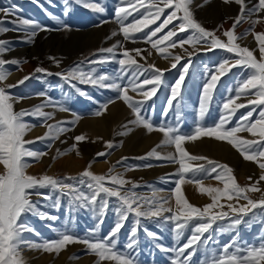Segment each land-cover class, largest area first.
Returning a JSON list of instances; mask_svg holds the SVG:
<instances>
[{
  "label": "rangeland",
  "instance_id": "1",
  "mask_svg": "<svg viewBox=\"0 0 264 264\" xmlns=\"http://www.w3.org/2000/svg\"><path fill=\"white\" fill-rule=\"evenodd\" d=\"M90 2L103 8L104 11H94L79 3L73 2V0H0V9L15 6L13 15L5 16L4 14V16L0 17V20L10 21L16 18L28 19L29 21H35L47 26L49 29L48 31H39L31 43L23 42L22 37L19 36V34L26 36L24 26H19L20 30L18 31H9L16 34L11 35L6 32L0 35V40L10 41L11 50L9 51L26 50L23 54L15 55L16 59L21 61L19 66L10 63L5 65L11 73H20V75H23L26 68L33 67L31 73L25 75H30V79L26 80L24 84L7 89L14 97H26L23 100L28 102L25 107L18 108L19 110L16 109L18 104L14 103V110L17 112L25 109L31 110L38 104H47L48 98H51L53 105L47 106L43 110L47 111V109L52 108L53 111L61 114L62 116L59 122L71 121L76 115L81 117L72 126L70 131L61 133L55 140H38L34 138L32 141H35V143L26 145L30 150L38 153H46L38 161L33 158H25L30 165L26 169V172L29 175L40 176L47 174L55 178H63L65 176L79 178L80 174L85 170L91 171L94 175H105L106 177L122 173L123 179L138 185V187L133 189V183H126L121 189L122 194H125L127 190L131 189L139 196L151 198L155 192L161 197H172L170 199V205L175 208V200L171 190L175 188L173 181L177 179L175 173H177L179 165L167 159L147 157V153L153 149H156L161 156H167L169 154L178 155L174 144H164L165 137L161 131L154 130L149 132L143 126L130 123V121L136 119V116L122 99H116L114 103H109L102 115H94L100 108V105L118 95L115 90L97 85L81 84L76 80H72L69 83L62 77L55 75V73L65 71L79 62L85 61V58L96 59L99 55H109L107 53H99L98 50L111 47L117 41H120L123 44V48H117V59L123 58L121 53L124 49H127L139 64L145 67L153 64L159 69L166 70L162 84L156 95L150 100L144 101L142 95L129 88L127 94L134 101H144L141 110L142 117L147 119L154 127H178L180 133L191 134L198 125L209 127L219 121L223 102H225L229 95L235 96V88L239 82L248 77L252 70L237 66L231 68L230 71L222 76L215 89L213 100L204 117L201 119L199 117V100L202 86L207 76L214 72L215 68L225 59H235L234 54L219 48L207 51L203 46V42H201V44L195 46L185 44L183 47L179 45L175 48L170 47L165 53L169 58L165 59L156 49H152L150 44L142 40L137 42L124 40L123 34L120 32V25L115 18V9L121 6V0H90ZM244 2L247 8H252L253 5L258 3V0H244ZM145 3L147 4L148 0H145ZM195 3H198V0H192V3L189 5L194 19L206 30L214 31L215 35L223 42H227V37L223 35V32L232 28L235 18L240 14L241 6L235 3L234 0L229 4H225L223 0H203L194 9L193 4ZM137 6L139 7V5ZM247 8L245 9V18L237 24L234 29V34L240 37L249 29H252V31L242 39H238L236 43L241 47H248L250 50H253L254 56L259 59V44L255 39V33H264V11H261L257 15L248 16ZM66 9L67 15H65ZM146 11V8H140V12L134 13V15L139 17L141 12ZM170 11L171 9H165L164 16ZM177 15H182V13H178ZM164 16L161 17V21L164 19ZM132 19L133 17L129 16L128 21H125V23L127 24ZM256 20H261L262 22L253 25L252 21ZM161 21H158L157 24ZM177 23H179L178 20L173 21V24ZM173 24H170L168 28L173 27ZM156 26L155 24L151 25L144 32H148ZM0 27L14 29L18 27V24L4 23ZM167 30V28L164 29V32ZM113 32L117 34L113 36ZM164 32L158 35L162 36ZM143 34L142 32L136 33L135 35L140 37ZM192 34V30H188L187 32L179 33L178 37H174L173 39L185 38ZM137 48L146 50L143 53L147 57L146 61L131 51ZM148 51L152 53L150 56L148 55ZM189 52L193 54L188 56ZM94 53L97 55H93ZM176 55L181 56V61L177 64V68L172 69L171 64L175 61L171 57ZM49 57L58 59L60 66L57 67ZM189 60L191 63L184 81L180 103L177 105L174 102V105L169 108L166 101L170 95V87L174 85L182 71V65L188 63ZM36 67L44 68L54 75L47 76L44 73H35L34 70ZM119 67V64L115 61L94 65H89L85 61L83 64L85 70L95 68L97 75L104 73L114 74ZM149 72H151V69H149ZM22 78L13 80V82H2L0 86L16 85ZM143 78L142 76L140 79L142 80ZM126 81L127 77L124 78V81L117 82L123 85ZM31 83L33 86L32 90L29 91ZM145 87L151 88L152 86L146 85ZM77 88L82 89L87 95L80 94ZM247 101L248 98L242 96L236 100V103H244L247 105ZM57 105H63L71 111H60ZM166 108L168 110L165 114ZM252 108H255L252 117V120H255L258 118V112L264 106L256 107L254 105H248L245 108L238 109L235 115L232 116L231 122L227 127L231 128L235 126L240 117ZM23 119L31 125H36L38 129H44L43 135H39L38 137H44L48 133L49 128L47 125L49 120L44 123L43 118L32 115H26ZM87 126H90L99 135L96 140H93L85 133V127ZM247 133L240 132L237 136L248 140L260 139L258 136L253 137L250 133ZM81 135L85 139L79 142L75 141L74 138ZM24 139L27 140L25 137ZM213 140L215 141L216 139L212 137H201L195 141L188 140L185 141L182 148L189 155L206 157L218 164L229 166L232 169V175L242 187L249 186L259 178L262 170L259 168L258 162L245 160L240 152L230 144L228 145L231 154L237 158V161L233 164L225 161L219 162L201 152L202 148L210 149L213 145ZM223 142L227 143L226 141ZM108 143H111L113 147L108 148ZM49 144H51V147H49ZM73 144L76 145V148L69 151ZM168 146L171 150L165 153L166 151H163V149ZM213 149H216L215 146ZM58 150L61 153L59 156L57 155ZM77 152H79V155ZM99 152H105L108 155L97 156L96 154ZM123 157L127 159L118 163ZM140 157L145 158L139 159ZM191 163L193 166L203 163L206 167H211L207 165L206 160L191 161ZM89 164H91L90 168ZM146 165L151 166L147 167ZM113 167L115 170L111 171ZM3 171V166L0 165V173ZM212 175L215 176L216 174L213 173ZM190 176L191 173L188 174L186 179ZM249 177H252L251 181H249ZM199 178L198 176L197 179ZM105 186L120 188V186L112 185L107 181ZM203 186L220 189L224 187L221 181L211 177L204 180ZM258 187L264 189V181H261ZM82 190L85 192L88 191L84 186H82ZM40 191L49 193L50 189L44 188L40 189ZM181 194L196 207L203 208L206 204L211 203L210 196L206 193H201L195 182L181 185ZM248 195L253 200H259L264 195V192H250ZM58 197L60 199L59 207H51V203ZM32 200L39 201L42 212L56 217L55 220L41 219L38 215L34 214H27L22 217L23 221L27 225H30L35 230V233L38 234L31 232L24 233V237L34 243L56 240L63 233L84 238L90 230H95L96 239H101L108 236L118 219L115 209L118 207L119 202L116 197L108 198V210L103 217L97 216L94 212L86 208L70 206L68 197L61 196L59 191L51 192V200L46 201L37 196H33ZM228 203L235 204L236 201H229L226 198H222L218 202L214 212L227 211ZM239 203L245 204L246 201L240 200ZM220 204H224L225 207L221 209L219 207ZM165 215L169 214L165 213ZM230 215L232 214L230 213ZM101 219L102 223L99 222ZM133 219V216L130 215L118 234L117 249L124 248L128 240ZM195 223L197 221H192L188 228L184 230L183 236L179 241L180 245L191 235L192 226ZM229 223L230 221L228 219L218 220L213 224L209 233L204 234L205 237L209 236V234L212 237V240L208 244V250L210 252L229 244L234 239L241 246L259 244L264 239V208L254 209L244 217V222L235 228H229ZM144 226L148 230L156 233L160 239L153 241L143 231L139 233V255L137 257L139 264H170V258L173 256V253L161 251L154 245L155 243H159L168 248L177 246L175 233L172 230L174 225L171 222H162L158 218H142V227ZM188 251H191V249ZM21 254H30L31 257L39 260V264H97L98 261V257L95 254H91L84 243H71L65 249L61 250L59 254L54 251L47 252L40 249L22 247ZM185 254L187 255V253ZM205 254V248L203 246L199 247L192 255L190 264H200L205 259ZM75 257H78V259ZM24 264L29 263L24 261ZM101 264H115V262L106 260L101 262Z\"/></svg>",
  "mask_w": 264,
  "mask_h": 264
},
{
  "label": "snow or ice",
  "instance_id": "2",
  "mask_svg": "<svg viewBox=\"0 0 264 264\" xmlns=\"http://www.w3.org/2000/svg\"><path fill=\"white\" fill-rule=\"evenodd\" d=\"M86 8L94 11L102 12L103 8L99 7L90 0H73ZM225 4L232 3L233 0H223ZM239 4L240 14L235 18L232 28L223 32L227 37V42H223L215 35L214 31H208L201 26L199 22L194 19L193 13L189 7L192 0H121V6L115 9V18L120 25V32L123 34L125 41L143 42L150 44L152 49H156L165 59L169 56L165 55L168 48H175L177 45L183 47L185 44L192 46L201 44L207 51L214 49H223L228 53L234 54L235 59H225L215 68L214 72L209 74L202 86V92L199 100V117L202 119L208 110L214 96L217 84L222 76H224L233 67L241 66L249 68L252 72L246 79L239 82L235 88V96L229 95L225 102L222 104V111L219 121L209 127L196 126L191 134L180 133L178 127H154L147 119L142 117L141 110L144 101L154 97L163 82L164 72L166 70L159 69L153 64L145 67L139 64L138 61L130 55V51L124 49L121 53L123 58L117 59V48H123L120 41L111 47L99 49V53H107L109 55H99L96 59L85 58L89 65L103 64L115 61L119 64V69L114 74H98L95 68L85 70L81 61L73 67L55 73V75L62 77L66 82L72 80L79 81L81 84L97 85L99 87H106L115 90L118 95L100 105V108L94 113L96 116L103 114L107 109L109 103H114L116 99H122L132 111L135 113L136 119L130 121L135 125L143 126L149 132L161 131L165 137L164 144H174L176 153L178 155L161 156L156 149L147 153V157H154L156 159H167L179 165L177 179L173 182L175 188L172 191V196L175 200V208L170 205L172 197H161L157 193H153L151 198L139 196L134 191L127 190L122 194L121 189L126 183H133L123 179V174L118 173L106 177L105 175H94L91 171H83L79 178L72 176H65L63 178H55L47 174L34 176L29 175L26 169L30 166L25 158H33L39 160L41 156L46 153H38L26 147L28 144L35 143V141L25 140L26 131L36 125H30L24 121L26 115L43 118V122L53 118V113L45 112L43 109L47 106L53 105L51 98H48L47 104H40L33 109L21 110L19 112L14 110V103L19 102L26 97H14L7 89L17 87L24 84L31 76H25L17 82L16 85L0 86V165L3 166L4 171L0 173V264H24L21 256L22 247H29L40 249L47 252H59L71 243H84L87 250L91 254L98 257L97 264L103 261H114L115 264H139L137 259L139 255V233L141 231L152 239L158 241L160 237L147 229L146 226L142 227V218L151 219L158 218L162 222H171L174 227L175 240L177 246L168 248L159 243H155V247L164 252H171L173 256L170 258V264H190L192 255L198 250L199 247L205 248V259L200 264H264V239L259 244L241 246L234 239L227 245H223L215 251L208 250V244L212 240L211 235L205 237V233H209L213 224L218 220L228 219L230 221L229 228H235L244 222V217L257 208H264V195L259 200H253L248 193L264 192V189L258 187L261 181H264V108L258 112V118L252 120L255 108L250 109L247 113L243 114L237 121L236 125L229 128L227 125L231 122L232 116L240 108H245L248 105L256 107L264 106V33H255V39L259 44L260 57L257 59L254 56L253 50L248 47H241L236 41L247 36L252 29H249L240 37L234 34V29L237 24L245 18V9L247 8L244 0H234ZM126 5V6H125ZM139 5V7L137 6ZM140 8H146V12H141L139 17L134 13L140 12ZM130 9V10H129ZM165 9H171L166 16H164ZM15 6L12 8L0 9L5 16L13 15ZM264 11V0H258V3L253 5L252 8H247L248 16L257 15ZM182 13V15H177ZM67 15V9L65 12ZM129 16H132V21L127 24ZM164 19L161 21V17ZM174 20L179 23L173 24ZM158 21H161L157 24ZM262 22L261 20L252 21V24ZM4 23L18 24L17 28L8 29L7 27H0V35L12 30H20L19 26H24L26 33L25 37L21 39L23 42L31 43L34 41L35 36L39 31H48L47 26L41 25L35 21L28 19H13L10 21L0 20V25ZM157 25L151 28L150 31L144 32L149 29L151 25ZM170 24L173 27L168 28ZM68 27V26H64ZM168 29L164 32V29ZM192 30V35L185 38H177L181 32ZM144 33L143 36L137 37L136 33ZM164 32L162 36L158 34ZM117 33L113 32V36ZM155 38V39H153ZM162 45V47H160ZM11 50L10 41L0 40V83L6 80L9 74L8 70L4 69L6 64H13L19 66L21 61L19 59L5 60L3 55ZM136 56L147 60L143 55L145 49H133ZM152 53L148 51L150 56ZM193 53L189 52L188 56ZM93 55H97L94 53ZM175 62L171 64V68H177V64L181 61V56L176 55L171 57ZM54 64L59 67L60 61L55 57H49ZM26 62V61H25ZM191 61L182 65V71L176 79L174 85L170 87V95L166 101L167 105L172 107L174 102L178 105L182 96L183 85L188 73ZM151 69V72H149ZM35 73H44L47 76L54 75L41 67L35 68ZM130 73V74H129ZM147 73V74H146ZM144 77L142 80L141 77ZM127 81L123 85L117 81ZM146 85H151V88H146ZM75 87V85H73ZM129 88L137 91L144 97V101H134L127 93ZM77 91L82 95H87L82 89L77 88ZM44 95V94H40ZM242 96L247 97V105L244 103H236V100ZM255 97V98H252ZM60 111H71L63 105H57ZM165 109V114L167 113ZM81 119L79 115L71 121H61L56 124L47 125L49 132L44 137H38V140H55L63 133L70 131L72 126ZM240 132H248L253 137H259V140H248L237 136ZM201 137H212L218 141H226L233 148H235L243 156L245 160L258 162L262 174L259 178L247 187L240 186L235 177L232 175V169L224 164L207 159L202 156L189 155L182 145L185 141H195ZM75 141H83V135L74 138ZM51 147V144H49ZM108 148H112L111 143L107 144ZM76 148L73 144L69 151ZM79 155V152H77ZM57 155L61 153L57 152ZM97 156H106L108 153L99 152ZM140 157L139 159H144ZM126 157L121 158L122 161ZM206 160L207 165L201 163L193 166L191 161ZM150 167L151 165H146ZM91 164H89V168ZM219 169V171H218ZM114 167L111 171H114ZM191 176L186 179L188 174ZM216 175L213 176L212 174ZM171 175V174H169ZM200 177L197 179V177ZM209 177L221 181L224 185L223 189L216 187H204V180ZM249 181L252 177L248 178ZM109 182L117 187H106L105 183ZM199 187L201 193H206L211 198V203L206 204L203 208L193 206L182 194L181 185L185 183H193ZM82 186L88 189L87 192L82 190ZM138 187L133 183V189ZM48 188L49 193H44L40 189ZM59 191L61 196H67L70 206L79 208H86L94 212L97 216L103 217L108 210V198L116 197L118 200V207L115 212L118 216L113 229L108 236L101 239H96L95 230H90L84 238L73 236L69 233H63L59 238L53 241H43L41 243H34L24 237L25 232L34 234L35 230L27 225L22 217L27 214L38 215L41 219L55 220L56 217L50 216L40 210L39 201H33L32 197L37 196L43 200H51V192ZM162 191V190H161ZM103 194V195H101ZM226 198L229 201L235 200L236 203H228L227 211L214 212L217 208L218 202ZM246 201L245 204H240L239 201ZM59 197L51 203V207H59ZM219 207L223 209L224 204ZM168 213L169 215H165ZM230 213L232 215H230ZM133 216L132 227L129 231V236L123 249H117L118 234L120 233L124 223L128 220L129 216ZM192 221H197L193 224L191 235L186 241L180 245L179 241L183 236L184 230L188 228ZM102 223V219L99 221ZM38 235V234H37ZM191 249V251H188ZM187 253V255L185 254ZM78 259V257H75Z\"/></svg>",
  "mask_w": 264,
  "mask_h": 264
},
{
  "label": "bare ground",
  "instance_id": "3",
  "mask_svg": "<svg viewBox=\"0 0 264 264\" xmlns=\"http://www.w3.org/2000/svg\"><path fill=\"white\" fill-rule=\"evenodd\" d=\"M203 2V0H198V3H195L193 4V8H197L198 7V4L200 5L201 3ZM192 6V5H191ZM1 16H4V13H0V17ZM5 18V17H3ZM9 34L13 35V34H16V33H11L8 31ZM19 36L21 37H25L24 34H19ZM26 50L25 49H20V50H14L13 52L11 51H7L4 55H3V59L5 60H12V59H16V54L19 55V54H23ZM4 69L5 70H8L5 66H4ZM33 67H29V68H26V71L23 72V75H20V73H11L10 70L9 71V74L7 75V78L5 81H12L13 80H18L19 78H22V77H25V75L27 74H30L31 71H32ZM3 81V82H5ZM32 83H31V88L29 91L32 90ZM36 86V85H35ZM34 99V98H33ZM44 99V98H42ZM40 99V100H42ZM37 101V100H36ZM33 102V100H32ZM31 103V102H30ZM41 103V102H40ZM43 103V102H42ZM15 104H18L17 106V110H19L20 108H23L25 107V105L28 104L27 101L25 100H21L19 102H15ZM30 105V104H29ZM33 105V104H32ZM39 105V104H38ZM35 106V105H34ZM19 108V109H18ZM45 112H49V113H53V118L51 120H49L48 122V125L49 124H56L57 122H59L61 120V114L55 112L52 110V108H49L47 109V111ZM64 118V117H63ZM64 120V119H63ZM104 122V121H103ZM28 123V122H27ZM95 123V122H94ZM30 124V123H29ZM31 125V124H30ZM33 125V124H32ZM48 127V126H47ZM43 132H44V129L41 128V129H38L37 126L35 127H32L30 128L29 130L26 131V135H25V138H27V140H30L32 141L34 138H38V136L40 135H43ZM49 132V131H48ZM145 132V131H144ZM85 133L88 134L93 140H96L99 135L97 134L96 131H94L90 126H87L85 127ZM141 133V131H140ZM143 133V132H142ZM248 134V133H247ZM134 135V134H133ZM137 135V134H136ZM246 135V134H245ZM132 137V136H131ZM137 139V138H136ZM135 139V140H136ZM133 140V141H135ZM59 143V142H58ZM202 143V142H201ZM65 144V143H64ZM134 144V143H133ZM132 144V145H133ZM192 144V143H191ZM190 144V145H191ZM196 145V144H195ZM63 146H67V145H63ZM148 146V145H147ZM215 146V150L213 149ZM146 148V147H145ZM191 148V147H190ZM199 148V147H198ZM143 149V148H142ZM150 149V148H149ZM187 149V148H186ZM201 149V148H200ZM161 150V149H160ZM169 150H171V148L168 146L167 148L163 149V151H166L165 153H167ZM33 151V150H32ZM201 152H203L204 154L208 155L209 158H212V159H215V160H218L219 162L220 161H225V162H230V163H234L235 161H237V158L233 157V154H231V150L229 149V145L228 143H225L223 141H214L213 140V145L210 149H206V148H202ZM164 153V152H163ZM232 155V157H231ZM231 158V159H230ZM229 159V160H227ZM240 159V158H239ZM237 166V165H236ZM22 258H23V261H25L26 263H29V264H39V260L36 259V258H33L29 255H23L21 254Z\"/></svg>",
  "mask_w": 264,
  "mask_h": 264
}]
</instances>
